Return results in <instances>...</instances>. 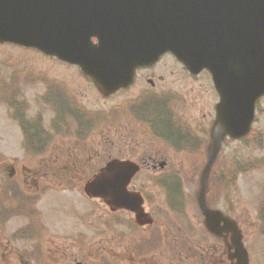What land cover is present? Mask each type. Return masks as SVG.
<instances>
[{"label": "rangeland", "instance_id": "374dc122", "mask_svg": "<svg viewBox=\"0 0 264 264\" xmlns=\"http://www.w3.org/2000/svg\"><path fill=\"white\" fill-rule=\"evenodd\" d=\"M180 64L172 54H164L153 68L138 71L130 89L102 96L78 67L34 50L0 43V181L8 177L17 184L9 187L6 195L0 193V264H195L196 258L199 264H233L227 256L229 232L222 236L208 231L203 207L219 210L232 220L239 228L249 264H264V203L260 204L264 197V96L257 101L247 138L227 136L223 140L219 125L214 126L210 137L218 102L210 74L203 70L191 76ZM43 75L51 83L64 84L68 96L89 111L111 117L97 121L94 128L91 125L87 139L84 136V148L76 145L80 142L78 134L71 130L59 135L44 131L51 112L46 113L40 98L48 84L38 82ZM36 76L37 81L28 82ZM148 78L155 81V87L150 86ZM164 88L173 90L177 127L188 124L192 128L189 147L196 148L187 153L158 143L148 133L151 122L137 124L119 108L139 92L160 93ZM116 109L119 112L110 115ZM23 120L29 127L39 120L36 125L43 129L37 128L43 131L38 133L41 147L32 154L22 151L24 141L27 143L20 123ZM160 153L163 156L157 161L164 160L168 165L164 170L182 177L177 179L179 183L171 184L176 188L175 208L182 216L165 204L163 192L168 191L169 182L165 181L167 187L161 183L165 188L149 182V176L158 171L146 167L152 165L149 159L151 162L142 165L130 189L139 191L144 186L150 192L153 202L143 203L144 212L154 213L162 235L158 236V250L143 246L144 256L138 257L133 244L141 230L120 224V218L123 222L130 219L127 212L111 214L104 200L90 198L84 182L73 177V166L93 172L113 158L131 157L138 162ZM210 159L215 169L212 179V170L205 175ZM256 160L262 163L254 167ZM238 168L243 169L238 172ZM219 172H227L228 184L222 185ZM16 207L19 211L11 210Z\"/></svg>", "mask_w": 264, "mask_h": 264}, {"label": "water", "instance_id": "95a60500", "mask_svg": "<svg viewBox=\"0 0 264 264\" xmlns=\"http://www.w3.org/2000/svg\"><path fill=\"white\" fill-rule=\"evenodd\" d=\"M0 42L79 65L105 95L128 86L137 67L169 51L192 73L210 72L221 139L250 131L264 95V0H0ZM137 169L112 160L85 190L134 211L140 221V199L126 191ZM202 212L209 231L230 232L229 258L248 264L235 223L217 210Z\"/></svg>", "mask_w": 264, "mask_h": 264}, {"label": "flooded vegetation", "instance_id": "af4514ba", "mask_svg": "<svg viewBox=\"0 0 264 264\" xmlns=\"http://www.w3.org/2000/svg\"><path fill=\"white\" fill-rule=\"evenodd\" d=\"M180 65L183 66L182 64H180ZM154 66L155 65H150V66H145V67H141V68L136 69L132 84H134L139 70L153 68ZM75 67H77V66H75ZM80 74L83 75L82 72ZM190 75L193 76L192 74H190ZM83 76H85V75H83ZM85 78L87 80L91 81L86 76H85ZM37 80H38V77L36 76L33 78V80L30 79L28 82L31 83L32 81H37ZM38 82L48 83L45 86V91L41 92L42 94L46 92L45 95L43 94L40 97L42 104L46 108L45 109L46 113L51 112L49 117L47 118V121L45 120V130L44 131L46 132L47 135H49L47 132L52 133V134L55 133L56 135H59L60 133L64 134L68 130H71L72 132L78 134V141H80V142H77L76 145L78 147L84 148L85 147V141L88 137V134L90 133L88 131H89L91 125H93V128H94V126L96 125V122L100 121L101 119L102 120H111V117L106 116L105 114L100 115V113L97 111H89L84 105L78 103L76 100H73L70 96H68L69 92L66 91L64 84L63 85H57V84L51 83V81L47 80L45 75L40 77ZM147 82L150 84L151 87H155V81L152 78H148ZM128 89H130V87H127L124 89H119L118 91H125ZM165 89L166 88H164L160 93H155L153 90L139 92L134 98L126 100L123 104H121V106L119 108L121 109L122 112H125L126 115H124V116H129L130 118L132 117L137 124H138V122H140V123L147 122V121L151 122L153 127L148 126V128H149L148 133L150 135H152L158 141V143L164 144V146L166 145L167 147H169V149H177V150L179 149V151H183V152L186 151V153H187V151L192 150L193 148H196L195 146H192V145H191V148L189 147L190 146L189 141L191 140V137L193 136L192 128L188 124H184V125L188 126L189 128L188 127H183V128L177 127V125H176L177 122L174 121V119H176V116H175L173 106H172V102L174 99V95H173L174 93H172L173 90H171V89H167V90H165ZM118 91H116V92H118ZM53 93L56 94V98L54 97ZM101 95L103 96L102 93H101ZM11 108H12V106H11ZM119 108H117V109H119ZM117 109L114 111H110L109 112L110 115L111 114L114 115L113 113L116 111H117L116 113H118L119 110H117ZM145 114H151L153 117V120H152V117L147 118ZM178 121H181V119H178ZM38 122H39V120H38ZM38 122H36V123H38ZM36 123H35L36 127L35 126L29 127L26 124L27 125L26 130L28 131L29 135H31V133L38 135V133L43 132V131H37V128L41 129V127H40V125L37 126ZM145 124H150V123H145ZM212 127H213V125H212ZM212 127L209 129V131L207 130L208 135H210V137H211ZM41 130H43V129H41ZM207 131L205 132L206 134H207ZM84 136H86V139ZM181 143H184V145L186 147H184L183 144H181ZM33 146H34V148H40L41 143L39 142V140H35V141H33ZM209 146H210V142L207 144L206 150L209 148ZM198 147L204 148L203 145H199ZM196 150H198V149H196ZM132 151L133 150L131 149V152ZM199 152H201V151H199ZM126 155L129 156L130 154L127 153ZM162 156L163 155L160 153L159 155H155L154 157L149 156L147 158L148 160H146V159L143 160L140 158V159H138L139 160L138 162H136L131 157L124 158V159H127L128 161H131L135 165H137V167H138L137 174L142 170V165L149 164L151 162V161H149V159H152V165H150V166L146 165V167L151 168L153 171L154 170H158V171L154 172L153 174H151L149 176V182L151 181V183L153 185L155 182H158V183L159 182H165V181L169 182V185H170V191L169 192L171 195V199H173L174 198L173 191H176V188L174 187V185L172 186L171 184H173L175 182L179 183L177 181V179H179L180 177L177 174H173L172 170H169V171L164 170L168 166L167 162L164 160H158L157 161V159L162 157ZM113 159H115V158H113ZM113 159L108 160L106 163H108L109 161H111ZM119 160H121V159H119ZM185 161L189 165V162H190L189 157H187L185 159ZM78 167L80 169L73 166V173H75V175L73 177L75 179H78V181L84 182V183L88 182L95 175V173L99 169L102 168L100 166L96 171L94 168L93 172H92V169L89 172H87V170L84 171L81 166H78ZM158 172H160V173L157 175ZM137 174L135 176H137ZM135 176H134V178H135ZM134 178L132 180H134ZM10 181H13V180H9L6 178L5 180L3 179V181H0L1 182L0 183V190H1V188L3 189V183L5 184L6 182H10ZM9 185L12 186L13 183H10ZM6 186L8 188V185H6ZM154 186L157 187L156 185H154ZM8 190L10 191L11 188L10 189L8 188ZM139 192L141 193V195L144 199V202L146 204H152L153 201H152V198L150 199V192L146 189V187L143 186L142 189L139 190ZM150 211H151V209H150ZM158 211L159 210H156L155 213ZM151 213H152V215L154 214L152 211H151ZM153 216L156 217L155 215H153ZM153 216H152V218H153L154 222H153L152 226H147V227L146 226L145 227L139 226L137 224V222H135L133 220L132 216L130 219H132L131 222H132V224H134L135 230L136 229H139V230L143 229V230L147 231L148 229H150L151 235H152L151 240L152 241H159L158 239H155V237H157L159 235V229L155 226L156 222H155V219ZM165 216H167V212H165ZM124 222L129 223V220H126ZM136 240H138V238ZM193 260H195V264L200 263V260L197 258L193 259Z\"/></svg>", "mask_w": 264, "mask_h": 264}, {"label": "trees", "instance_id": "16d2710c", "mask_svg": "<svg viewBox=\"0 0 264 264\" xmlns=\"http://www.w3.org/2000/svg\"><path fill=\"white\" fill-rule=\"evenodd\" d=\"M7 85L8 84H5V87H7ZM12 90V89H11ZM3 96V95H2ZM12 106V105H11ZM22 114V113H21ZM24 114H22V116H23ZM20 120V119H19ZM24 127L22 128V130L24 131L23 133H25V136H27V138H29L30 139V141H31V144L33 145V141H35V140H39V137H38V135H36V134H34V133H31V135H29V133H28V131L26 130V122L23 120V121H21L20 122ZM40 142V141H39ZM41 143V142H40ZM245 160H243L242 162H244ZM245 163H250V162H245ZM257 163H262V161L261 160H256V161H254L253 162V165H254V167H255V165L257 164ZM239 166V164H237V167ZM228 167H226L224 170H226ZM243 168H238V169H236V170H238V172L239 171H241ZM212 175H211V179H212V177L214 176V171H215V169H212ZM233 172H234V170H233ZM237 171H236V173H238ZM228 173H230V171L228 172ZM219 174H220V177H221V179H222V185H224V184H228L230 181H229V179H228V176H227V172H219ZM235 175V174H234ZM233 178H234V176H233V174L231 175ZM225 195H226V193H225ZM224 195V196H225ZM228 196V195H227ZM262 203H264V197H263V200H262V202L260 203V204H262ZM262 207H263V209H262V211H264V204H262ZM261 211V212H262ZM260 212V211H259ZM1 214V213H0ZM261 214V213H260ZM263 218H264V213H263ZM262 231H263V233H264V223L262 224ZM158 248V246H153V249H157ZM158 250V249H157Z\"/></svg>", "mask_w": 264, "mask_h": 264}]
</instances>
